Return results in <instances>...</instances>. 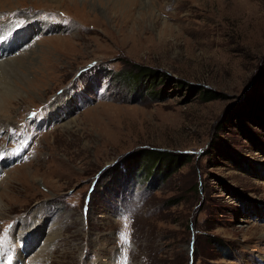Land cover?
Returning <instances> with one entry per match:
<instances>
[{"label":"rangeland","instance_id":"1","mask_svg":"<svg viewBox=\"0 0 264 264\" xmlns=\"http://www.w3.org/2000/svg\"><path fill=\"white\" fill-rule=\"evenodd\" d=\"M144 1L0 0V264H264V0Z\"/></svg>","mask_w":264,"mask_h":264},{"label":"bare ground","instance_id":"2","mask_svg":"<svg viewBox=\"0 0 264 264\" xmlns=\"http://www.w3.org/2000/svg\"><path fill=\"white\" fill-rule=\"evenodd\" d=\"M144 3H145V1H144ZM1 26H8V24L7 25H4L3 23L0 24V38L4 37V39L8 38L10 40V35L6 36V31H5L6 28H3ZM32 26L33 25H28L27 27L30 28ZM48 28L52 29V25H49L47 27V29ZM10 41L7 43L8 45L9 44H12V45L16 44V38L11 43H10ZM7 44L5 42V43L1 44L0 47L4 46L7 48L8 47ZM4 47H2V50H0V55L2 54V52L6 51V48H4ZM4 55L5 54H3L2 57L0 56L1 61L4 58L3 63H0V111L4 112V107L7 106V110L5 112L8 113L9 108H10V107L8 108V106L11 105L10 104L11 101H13L15 99L18 89H21L23 87V85L21 86V84H25V79H24L25 75L21 72V70H26L27 66L30 63L26 66L25 62H27V61L24 62L15 56L10 57V56H7V55L4 56ZM19 69H21V70H19ZM18 72H21V73H18ZM10 81L12 83H10ZM11 84H13V85H11ZM22 234L24 235V233H22ZM36 234H38V232H36ZM35 237H36V235L34 234V231L32 232V234L25 235L23 237L24 244L22 243L23 249H21V250L24 251L25 247H29V245L34 242ZM18 256H20V254L17 255L16 257H18Z\"/></svg>","mask_w":264,"mask_h":264},{"label":"trees","instance_id":"3","mask_svg":"<svg viewBox=\"0 0 264 264\" xmlns=\"http://www.w3.org/2000/svg\"><path fill=\"white\" fill-rule=\"evenodd\" d=\"M203 92H206V93H209L210 91H207V90H204L203 89ZM203 95H207V94H204L203 93ZM211 97L212 96H207V98L206 99H211ZM152 155H153V157L156 159V165L159 163V164H161L162 162H164V168H163V171L164 172H166V170H168V168L166 167L165 168V166H167L166 165V163L168 162V161H174V158H176V157H174V158H171V155L170 154H163V153H159V152H156V151H151L150 152ZM169 155V156H168ZM178 157V156H177ZM222 248L224 249V248H227V246L224 244H222Z\"/></svg>","mask_w":264,"mask_h":264},{"label":"snow or ice","instance_id":"4","mask_svg":"<svg viewBox=\"0 0 264 264\" xmlns=\"http://www.w3.org/2000/svg\"><path fill=\"white\" fill-rule=\"evenodd\" d=\"M125 219H127V218L125 217Z\"/></svg>","mask_w":264,"mask_h":264}]
</instances>
